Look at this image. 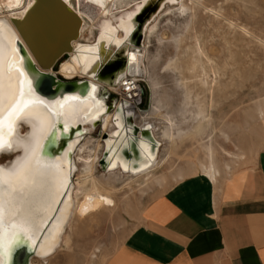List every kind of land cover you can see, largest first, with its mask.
Returning <instances> with one entry per match:
<instances>
[{
    "label": "rangeland",
    "instance_id": "374dc122",
    "mask_svg": "<svg viewBox=\"0 0 264 264\" xmlns=\"http://www.w3.org/2000/svg\"><path fill=\"white\" fill-rule=\"evenodd\" d=\"M140 1L115 3L132 7ZM80 5L98 19L95 6L86 0ZM153 21L145 43L148 78L140 77L144 91L140 110L149 113L147 117H158L159 136L165 129L173 136L165 148L161 147L163 162L139 177H105L102 160L107 137L95 124L97 128L90 136L102 142L96 150L99 163L97 170L93 168L94 175L116 206L89 219L74 217L72 227H66L71 245H63L48 260L36 258L37 263L105 264L126 241L133 228L128 226L131 217H138L178 181L195 174L202 176L199 165L209 145L220 169L217 189L225 183L232 189L243 183L251 187L254 172L249 169L255 166L264 146V0H169ZM91 34L86 32L84 40ZM105 89L101 95L113 109L121 101V91ZM154 110L158 114H150ZM87 149L72 157L80 154L83 160ZM11 157L3 154L1 160L5 163ZM84 163H78L71 181L80 177L89 189L91 171ZM179 174L183 179L177 177ZM163 177V185L157 186L156 181ZM148 182L150 188L142 193Z\"/></svg>",
    "mask_w": 264,
    "mask_h": 264
},
{
    "label": "bare ground",
    "instance_id": "6f19581e",
    "mask_svg": "<svg viewBox=\"0 0 264 264\" xmlns=\"http://www.w3.org/2000/svg\"><path fill=\"white\" fill-rule=\"evenodd\" d=\"M34 1L0 0V120L7 117L18 102L22 108L11 117L10 134H7V126H0V134L4 135V139L11 144V148L0 150V179L13 194L19 189H24L23 201L4 205V225L6 227H10L13 223L18 225L10 246H6L3 256L5 264H9L11 252L19 239L28 241L29 245L35 248L30 263L42 264L41 261L37 263L35 259L48 260L63 245H71L66 227L67 225L69 228L72 227L74 217L78 220L89 219L103 209L116 206L115 199L101 190V184L99 185L93 171V168L97 170L99 158L96 156V150L102 142L90 136L92 135L90 131L97 128L95 125L97 120H100L101 133L107 137L103 140L105 177L110 174L121 178L139 177L151 173L163 162L161 147L165 148L167 139L173 137L166 129L161 136L158 135L161 128L158 117H147L149 113L132 105L129 106L123 99L117 102L113 109L107 111L108 106L103 96L99 95L101 87L122 92L123 87L127 86L126 77L129 75L133 76L132 79L136 82L142 80L141 76L148 78L145 43L156 16L153 22L145 27L143 46L136 47L129 43L131 34L136 28L135 16L148 0L140 1L132 7L126 5L119 7L115 3L116 0H86L88 4L98 9L97 20L81 8L80 3L83 0H65L80 14L83 25L80 37L73 42L72 51L60 59L57 67L49 72L65 79L88 77L93 83L94 95H98V98L94 101L90 98L68 96L60 103V114L51 109L48 102L30 91L23 58L19 53V41L22 39L13 19L22 18ZM115 5H117L116 11H114ZM88 31L92 32V37L84 40ZM104 46L106 49L111 48L112 52L125 48V57H123L125 68L111 85L97 82L94 77V71L105 59L102 55ZM132 89L135 87L130 86V90ZM24 101H33V103L23 107ZM149 112L158 114L157 110ZM59 123L64 125L63 129L59 128ZM79 123L83 125V130L61 153L51 156L50 145L57 144L61 134L68 133L70 126H77ZM136 125L140 127L139 130H136ZM145 130L148 132L145 133ZM84 148H88L89 153L83 160L80 154L72 157V154ZM205 149L207 154L200 161V171L204 180L216 184L220 169L214 159L215 152L210 145ZM127 152L132 153V158L127 157ZM3 154H11L12 157L4 163L1 160ZM244 157H246L245 153ZM81 161H84V165L91 171V184L87 187L89 189L81 183L80 177L76 179L77 182L71 181ZM177 177L183 179L182 174ZM163 181H165L164 177L155 184L161 187ZM150 185L149 182L144 185L141 188L142 193H145ZM0 199L7 202L11 197L4 195ZM22 223L32 225L27 233L19 226Z\"/></svg>",
    "mask_w": 264,
    "mask_h": 264
},
{
    "label": "crops",
    "instance_id": "0c3cea01",
    "mask_svg": "<svg viewBox=\"0 0 264 264\" xmlns=\"http://www.w3.org/2000/svg\"><path fill=\"white\" fill-rule=\"evenodd\" d=\"M251 171V187L218 190L199 174L178 181L131 217L105 264H264V146Z\"/></svg>",
    "mask_w": 264,
    "mask_h": 264
},
{
    "label": "water",
    "instance_id": "95a60500",
    "mask_svg": "<svg viewBox=\"0 0 264 264\" xmlns=\"http://www.w3.org/2000/svg\"><path fill=\"white\" fill-rule=\"evenodd\" d=\"M165 1L148 0L137 13L134 19L136 28L131 34L130 44L136 47L143 46L145 27L159 13ZM13 23L22 39L19 41V53L23 58L28 85L33 94L48 102L50 108L57 114H60V103L68 96L97 100L98 95H94L93 83L88 77L64 79L49 72L57 67L60 59L72 51L73 42L80 37L83 19L75 9H72L65 0H35L26 14L22 18H14ZM124 49L112 52L111 48L103 47L102 55L105 59L94 71L97 82L104 85L115 83L125 68ZM105 88L101 87L98 94L104 93ZM111 109L112 107L108 106L107 111ZM84 118L86 119V115ZM99 123L100 120H97L95 124ZM58 126L60 129L64 127L62 123ZM135 128L140 129L138 125ZM82 130L81 123L70 126L68 133L61 134L57 144L50 145L49 154L55 156L61 153ZM127 157L132 158V153L127 152ZM102 163H105V159ZM34 253L35 248H32L28 241L19 239L11 252L9 264H31L30 258Z\"/></svg>",
    "mask_w": 264,
    "mask_h": 264
},
{
    "label": "snow or ice",
    "instance_id": "6c2138e0",
    "mask_svg": "<svg viewBox=\"0 0 264 264\" xmlns=\"http://www.w3.org/2000/svg\"><path fill=\"white\" fill-rule=\"evenodd\" d=\"M135 59V57H133ZM23 75V73H21ZM23 95V93H21ZM33 103V101H24L23 107H28L29 104ZM42 103V102H41ZM21 105L18 102L17 105L8 113V116L5 117L3 120H0V126H7L8 127V133L10 134L12 129L10 126V120L13 114H15L18 111H21ZM4 148H11V144L8 143L4 139V135L0 134V150H3ZM4 195H8L11 197L9 201H3L0 199V264H5V261L3 259V256L6 252V246H10L12 239L15 235V230L18 227L17 224L13 223L10 227H6L4 225V205L5 203H15L16 201H23L24 199V189H19L15 194L12 193L11 189L5 186V183L2 179H0V198H2ZM23 231L26 233L30 230L32 227L31 224H24L22 223L19 225Z\"/></svg>",
    "mask_w": 264,
    "mask_h": 264
},
{
    "label": "built area",
    "instance_id": "2783aa9c",
    "mask_svg": "<svg viewBox=\"0 0 264 264\" xmlns=\"http://www.w3.org/2000/svg\"><path fill=\"white\" fill-rule=\"evenodd\" d=\"M133 76L129 75L126 77L127 86L123 87V91L119 93L121 99L128 103L129 106H134V108H140L142 104L143 88L140 82H136L132 79ZM130 86L135 87V89L130 90ZM133 92V94H132Z\"/></svg>",
    "mask_w": 264,
    "mask_h": 264
}]
</instances>
